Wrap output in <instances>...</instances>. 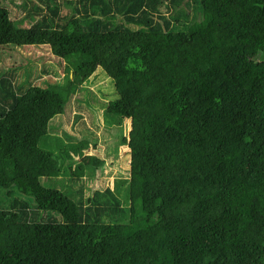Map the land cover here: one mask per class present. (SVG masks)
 <instances>
[{"label":"trees","instance_id":"trees-1","mask_svg":"<svg viewBox=\"0 0 264 264\" xmlns=\"http://www.w3.org/2000/svg\"><path fill=\"white\" fill-rule=\"evenodd\" d=\"M41 1L19 22L0 6V45H48L65 71L46 86L28 60L0 71V264H264V0ZM100 68L130 167L84 198L75 183L105 160L48 131L77 90L94 107ZM65 175L74 199L43 183Z\"/></svg>","mask_w":264,"mask_h":264},{"label":"rangeland","instance_id":"rangeland-1","mask_svg":"<svg viewBox=\"0 0 264 264\" xmlns=\"http://www.w3.org/2000/svg\"><path fill=\"white\" fill-rule=\"evenodd\" d=\"M33 2L36 4H43L41 0H0V6L8 8L10 17L19 22L20 18L31 11L30 6ZM24 3H26L25 6H23ZM68 12L69 6L64 5L61 9V14L66 15ZM38 18L39 15L36 17H27L23 21H20V24L29 26L36 22ZM27 60L31 62L30 65L34 70H41L42 68L48 70V72L41 73V75L34 80L35 84L41 86H46L47 82L52 83L62 78L65 72L63 66L59 64L61 60L53 55L48 45H0V71L10 66L14 67L18 65V62H25ZM23 72L22 69L15 71L16 84L26 86L28 82L25 83L23 80ZM30 81H32V79ZM86 87H92L95 90L94 93L88 91L84 92V98L90 101L87 105L94 107H87L86 102L84 103L83 101L82 92L80 93V97L77 90L67 102L65 112L54 116L51 120L48 131V135L51 136L61 135L60 130L57 131L54 129L53 125H58L63 122L61 125L62 127L67 128L73 133L80 131L92 142L93 146L90 150H87L88 153L96 154L98 157L105 160L104 167L96 171L93 177L85 176L82 180L75 183L76 189L81 186L84 198L92 195L96 189H104L108 186L113 187V180L115 178H126L129 175V162L131 158L127 146L120 147L121 150L117 152H115L114 149L117 142H119V135L121 137L125 131L129 130V120L123 119L117 114H111L109 116L104 111L107 107L108 100H115L118 98L115 91L114 80L107 76L102 71V68H100V70L96 72V75L91 76L86 81ZM113 118H116L117 121H113ZM110 128L112 129L111 133L109 131ZM82 133H78V135L83 137ZM61 139L64 140V138ZM44 140L45 139H43L41 143L42 147L45 149L54 150L57 147L55 142L51 141L50 137L47 139V143L50 145H44ZM58 153L59 152L55 151V154ZM66 178H68L67 175H65L63 179H58L56 176L48 177V179L43 178V183L47 187L61 189L72 197V195L67 192V188L63 186V183H66ZM118 186H120L121 189L120 193L123 192L124 195L122 196V206H130L125 185L123 183H118ZM16 194L28 200L31 207L34 208L35 201L32 196L21 194L18 190H16ZM56 220L62 221L60 214L56 215Z\"/></svg>","mask_w":264,"mask_h":264},{"label":"crops","instance_id":"crops-1","mask_svg":"<svg viewBox=\"0 0 264 264\" xmlns=\"http://www.w3.org/2000/svg\"><path fill=\"white\" fill-rule=\"evenodd\" d=\"M63 123V122H62ZM61 124V123H60ZM57 131L60 130V129H56ZM61 132V131H60ZM59 133V132H58Z\"/></svg>","mask_w":264,"mask_h":264}]
</instances>
